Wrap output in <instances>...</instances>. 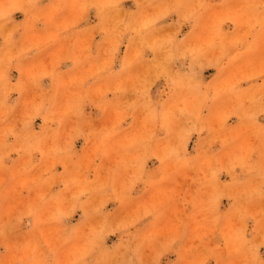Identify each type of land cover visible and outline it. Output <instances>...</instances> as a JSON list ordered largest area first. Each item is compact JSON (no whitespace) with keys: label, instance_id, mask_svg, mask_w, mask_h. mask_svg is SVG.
<instances>
[{"label":"rangeland","instance_id":"rangeland-1","mask_svg":"<svg viewBox=\"0 0 264 264\" xmlns=\"http://www.w3.org/2000/svg\"><path fill=\"white\" fill-rule=\"evenodd\" d=\"M0 264H264V0H0Z\"/></svg>","mask_w":264,"mask_h":264}]
</instances>
